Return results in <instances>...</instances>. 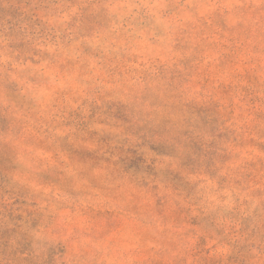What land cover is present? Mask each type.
Wrapping results in <instances>:
<instances>
[{
  "label": "rangeland",
  "instance_id": "obj_1",
  "mask_svg": "<svg viewBox=\"0 0 264 264\" xmlns=\"http://www.w3.org/2000/svg\"><path fill=\"white\" fill-rule=\"evenodd\" d=\"M0 264H264V0H0Z\"/></svg>",
  "mask_w": 264,
  "mask_h": 264
}]
</instances>
